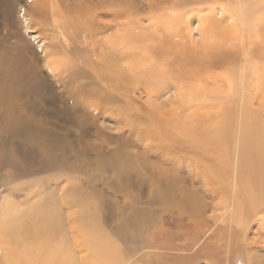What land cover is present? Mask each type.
<instances>
[{"label":"rangeland","instance_id":"rangeland-1","mask_svg":"<svg viewBox=\"0 0 264 264\" xmlns=\"http://www.w3.org/2000/svg\"><path fill=\"white\" fill-rule=\"evenodd\" d=\"M28 1L8 0V5H0V56L15 54L17 49L27 50L26 59L37 62L36 68L41 70L40 81L51 87L48 92L45 86L37 91L40 97L45 96L42 104L51 110L53 107L48 102L53 93L62 92L63 85H54L47 76L46 62H40L39 51L43 39L48 37L47 43L61 44L71 60L79 61L80 58L73 71L82 83L93 81L91 84L94 85L97 81L91 79L90 71L98 72L106 86L112 84L114 89L122 91L120 97L125 118L118 124L113 117L104 120L101 116L98 120L89 113L85 124L50 120L49 125L43 126L52 131V135L38 136L28 130L17 137L0 136V227L7 218V209L11 211V206L25 211L28 205L24 201L31 196L34 200V203L30 202L31 206L35 204L31 207H34V217L31 215L22 226L25 230L20 231L24 234L20 235L22 238L26 235L30 240L38 233L35 227L45 225L42 218L46 217L50 206L46 199L51 194L60 199L61 189L66 190L72 182L86 200H91L93 192L97 191L106 204L120 201L123 212L119 207L113 211L108 206L100 209L95 203L89 211L96 226L107 233L109 240L115 241V251L120 255L116 258L121 259H117V264H176L185 258H188V264H264V214L250 220L248 225L239 223L236 195L232 189L225 191L223 188L235 182L233 151L238 152L246 139L243 137H247L241 136L245 122L250 119L256 130L264 133V11L254 8L256 22L249 23L246 19L243 24L235 10L240 1L245 9L252 7L249 0H44L43 12L37 15H43L46 23L36 24L35 31L23 27L25 22L29 23L22 17L24 10L29 12L31 9ZM260 1L264 2L253 0V5L257 6ZM8 6L10 13L4 17L2 11H7ZM107 40L110 42L106 46L103 43ZM99 56L106 57V62ZM139 61L142 63L138 64ZM123 66L129 69V75L122 71ZM100 68L105 70L101 72ZM242 69L247 71L243 84L239 78ZM116 72L122 73V78ZM240 100L248 103V111L238 104ZM69 105L78 119L84 112L83 107L73 100ZM59 107L64 105H56L55 109ZM43 119L39 117L42 124ZM221 129L223 134H220ZM213 134L218 138L212 139ZM65 138L71 143L68 150L73 153L68 156L72 157L73 170H29L21 179L17 175L12 177L10 172L15 168L7 164L12 149L18 150L17 161L20 162L30 158L36 163L48 158L66 160L64 148L53 145L58 140L64 142ZM37 143L38 148L33 146ZM20 164L27 168L26 164ZM113 165L118 169L124 165L129 173L126 175L122 171L120 174L113 170ZM103 177L108 179L105 185L101 182ZM115 181L124 183L128 194L134 197L133 203L126 196L113 194ZM90 183L92 186L89 187ZM164 188L171 191L175 188L176 193L187 191L192 199L181 197L175 207L171 199L167 203L172 207L162 205L155 192ZM217 189L221 194L225 193L218 195ZM66 195L61 196L64 201ZM130 203L134 207L131 208ZM71 204L67 202L61 214V226L58 224L54 229L58 237L61 236L59 228L69 231L71 225L67 218L79 209L75 207L74 210ZM51 217L48 220L59 223ZM78 223L79 217L74 225ZM43 230L47 234L50 232ZM118 233L123 238L118 237ZM187 246L189 249H185ZM14 251H10L12 256H16ZM6 260L0 246V264H9Z\"/></svg>","mask_w":264,"mask_h":264},{"label":"bare ground","instance_id":"bare-ground-1","mask_svg":"<svg viewBox=\"0 0 264 264\" xmlns=\"http://www.w3.org/2000/svg\"><path fill=\"white\" fill-rule=\"evenodd\" d=\"M2 1L5 3H1ZM7 1L8 0H1L0 5H8ZM28 2L31 6L30 7L31 9L29 12L24 10L25 13H24V16L22 15V17L24 19H26L29 23L25 22V24H24L22 22L24 24L23 27L26 28L27 30L35 29V31H36L37 30L36 24H40V23L45 24L46 23V20L43 18L44 17L43 15L42 16L37 15V13H40L41 11L43 12V6L42 5L45 4V1L44 0H29ZM248 3H251L252 7L245 9L242 1H240L238 4V7L235 10L237 12L238 17L240 18V20L243 24H245L246 19L249 20V23L256 22V18L254 15L255 9H261L262 11H264V2H262V1L258 2L257 6L253 5V0H249ZM54 6H55V4H54ZM9 7L10 6H8L7 11L2 8L3 9L2 14L4 17H5V15L10 13ZM50 7H51V5L49 6V8ZM44 8H46V7H44ZM52 9H54V8H52ZM83 11H85V10H83ZM44 12H45V10H44ZM87 13L89 15L88 10H87ZM50 19H51V17H50ZM89 19H91V18H89ZM62 21H64V20H62ZM74 23H76V20L72 22V24H74ZM82 23H84V22L82 21ZM41 25H43V24H41ZM79 25H80V23H79ZM50 26H52V25H50ZM52 28H55V27L52 26ZM73 30H75V29L73 28ZM22 32H24V31H22ZM6 33H8V32H6ZM44 36H46V35H44ZM77 36L79 37V35H77ZM81 36H84V35H81ZM8 39H9V37H8ZM12 39L13 38H11V40ZM47 39H48V37L47 38L45 37L43 39V42H42L43 45H41V50L39 51V53L42 55L40 57V62L41 61L46 62L44 66H45L46 71L48 73L47 76L51 80H53L54 85H56L58 87H61V85H63V87L60 88L61 89L60 91H62V92L58 95L56 93H53V98L48 102L49 106H52L53 108H50L51 110H49L48 106L46 107L45 104L44 105L42 104L45 100V96L40 97L38 95L37 91L40 88L45 86L46 92H48L51 87H50V85L44 83L42 80L40 81V79L42 77L41 76V70L36 68L37 62H33L32 60L28 61L29 59L28 60L26 59L24 54H26L27 50L25 48L17 49V52L15 54L9 52L10 55L7 57H5L4 54L1 55L0 56V60H1L0 61V82L2 83L3 86H1V88H0V136H3V134H7L9 136H16L17 137V136H20L22 132H24L26 134V131H28V130L35 132L38 136L39 135L41 136L44 134L52 135L53 132L46 129L43 126V125H49L51 123V122H49L50 120H65V121H72V122L78 121L81 124H85L87 121L86 117L88 116L89 113H92L93 119L98 118V120H99V118L102 116L104 118V120H106L108 118L109 119L115 118V120L117 121L118 124H120V121L124 122L123 119L125 118V113L122 112L124 109V104L122 103L123 101L120 97V93H122V91L117 90L116 88L114 89L111 83L110 84H111L112 88H110L111 86L109 87V85L106 86L103 83V81L101 80V75H100V73L98 74V72L91 73V71H90L91 79L93 78L95 81H97L96 83H93L94 85L91 84L93 81L91 83H89L88 81L82 83V80H80L78 77H76V74L73 71L74 68L78 67V63L80 62V58H79V61L71 60L70 59L71 57L66 55V51L63 50V46H61V44H59V43L58 44H56V43L52 44L51 43L49 45L47 43ZM85 39H86V36H85ZM7 40H6V43H8V41H9V40L8 41ZM109 42L110 41L107 40L103 44L107 46V44H109ZM65 45H66V43H65ZM4 48L6 49V45H4ZM141 54L143 55V53H141ZM103 56H99L98 58L100 60L106 62V57H103ZM145 59H147V58H145ZM2 61L5 64H3ZM142 61L141 62L139 61L138 64L139 63L141 64ZM149 61H147V62H149ZM143 62H146V61L144 60ZM134 64H136V62ZM144 65H145V63H144ZM145 66H147V65H145ZM156 66H153V67H156ZM147 68H149V66ZM147 68H145V69H147ZM102 69L105 70V68H102ZM102 69L100 68L99 71H101ZM133 69L136 70V68H133ZM203 69H205V68H203ZM94 71H98V70H94ZM122 71L123 72L126 71V73H127V74L125 73L126 76L130 74L127 72V71H129V69H127L124 66H123ZM142 71H144V70H142ZM142 71H141V73H142ZM146 71L147 70H145V73H146ZM160 72H162V71H160ZM108 73H110V72H108ZM139 73H140V71H139ZM151 73H152V71H151ZM79 74H81V73L79 72ZM102 74L105 77V79H107L106 74H104V72ZM116 74H119L118 76H120V78H122V73L116 72ZM246 74H247V71H245L244 69L239 71V78H240L241 84H243L245 82ZM109 75H111V74H109ZM189 76H191V75H189ZM194 77H196V76H194ZM128 78H130V77H128ZM132 78H133V76H132ZM153 78H155V77H153ZM158 78H160V77H158ZM86 79H85V81H86ZM149 80H150V78H149ZM151 80H153V79H151ZM170 80H171V78H170ZM120 82H123V81H119V83ZM123 83H121V84H123ZM160 83H161V79L157 84L158 87H159ZM169 83H170V81H169ZM98 84L100 86L99 88H97ZM146 84H148V83H146ZM146 84H144V85H146ZM170 84H168V85H170ZM144 85H142V86H144ZM115 86H117V85H115ZM153 86H154V83H153ZM171 86L172 85H170V87ZM92 87H96V88L92 89ZM145 87L148 88L147 85ZM166 88H168V87H166ZM196 89H197V87L195 88V90ZM199 89H201V88H199ZM157 90H158V88H157ZM177 90H178V88L176 89V91ZM146 91H148V90H146ZM149 91H151V90H149ZM152 91H154V90H152ZM197 91H198V89L196 90V92ZM178 93H180V92H178ZM192 93L198 95V93H195V92H192ZM146 94H148V93H146ZM123 95H121V96H123ZM155 96H156V93H155ZM195 97H197V96H195ZM154 98H156V97H154ZM57 99H58L59 103L56 101ZM72 100L74 102L78 101L79 105H81L84 109L83 114L80 115L78 117V119H77L76 112L72 111V107L70 105H69L70 107H68V103ZM193 102H195V101H193ZM60 104L64 105V107H59L60 109H55L56 105L59 106ZM238 104H241L240 106H242L245 110L248 111L249 105L246 101L240 100V102ZM241 111H243V110H241ZM40 116L44 118L42 121L45 120L43 124H42V122H39ZM248 120L251 122L250 119H248ZM93 122H98V121H93ZM250 122H248V121L245 122V125L243 126V133L241 134V136L243 137V136L247 135V137H243L246 139L242 142V147L240 148L239 146H236V147H239L238 152H237V150L235 152L233 151L234 163H235V169H236V170L235 169L234 170L237 173V174H235L236 177L234 178L235 182H233V184L226 185L227 187L222 186L225 191H227V189H232L234 191L236 198H237L236 201L234 200L235 205L237 207V213H238V214H236L237 219H238L239 223H243L244 225H248V222L250 220H252L254 218L257 219L258 216H262V214H264V133L261 130L257 131L256 125H252V123H250ZM222 129H221L220 134L222 133ZM129 132H131V130H129ZM250 134H256V135H250ZM213 135L211 137L212 139L218 138V137H215L216 135H214V137H213ZM248 135H250V136H248ZM217 136L221 137V135H219V133L217 134ZM241 136H239V137H241ZM24 137H26V136H24ZM223 139H224V135H223ZM237 142H239V138H238ZM38 145L39 144L37 143L33 146L38 148ZM53 145H55V148H64L66 160L58 159V158H53V159L48 158L44 162L36 163L35 161H32V158H30L26 162H20V160L17 161L18 150L16 152L15 150L12 149L11 154L7 157V164L9 166L13 165L15 168V170H13V172H10L12 177L15 178V175H17V178L21 179L23 177L22 175L26 174L29 170H32L34 172H38L41 170H47V169H53V171L57 170V169L73 170L72 161H71L72 157L68 156L72 152L70 149L68 150V146L71 145V143L69 144L67 139L65 138L64 142L62 140H58V141L54 142ZM13 147H14V145H13ZM168 148L169 149H167V150L169 151L170 147H168ZM234 149H235V147H234ZM180 151H184V150H180ZM22 156H23V151H22ZM218 159H219V157H218ZM20 163L26 164L27 168L23 167ZM87 165H92V163L87 162ZM113 166H114L113 170H117L120 174L122 173V171L126 175H127V173H129L128 169H126L124 165L120 166L121 168H119V169L116 165H113ZM227 167H228V165H227ZM198 170H199V168H198ZM31 176H34V175L31 174ZM233 176H234V174H233ZM203 179H204V177H203ZM92 180H94V179H92ZM205 180H206V178H205ZM205 180H204V182H205ZM107 181H108V179L104 178L101 182L103 183V185H105V184H107ZM115 183H114L115 185H113V188H114L113 194H118L120 196L123 195L124 197L126 196V197L130 198V199H128L129 201L132 199L133 201H131V203H133L134 197L128 194L127 190L125 189L124 183H120L118 181H115ZM200 183H203V182H200ZM62 184H60V185H62ZM90 186H92V183L89 184V187ZM161 186H164V184H161ZM170 186L173 187V185H170ZM58 189H59V187H58ZM62 190H64V188L61 189V194L59 195L60 199L59 198L57 199L55 197L56 195L54 196L52 194L50 195V197H48L46 199V201H50V206H48V209H47L48 213L47 214L45 213L46 217L42 218L43 219L42 223H44L45 225L43 227H40V225H39V227H35L36 231H38V233L36 232L35 234H33V236L30 238V240H29V237L26 239V235H25V237L22 238V236H20V235H24V234H20V231L25 230L24 228H22V226H25L26 220H29L31 215H33V217H34V214H33L34 210L33 209L35 207V204H33L34 207L31 208L33 206V205L31 206V204L34 203V202H32L33 198L31 196H29L28 199L26 201H24V203L28 205V208L25 211L17 209V208L13 209V207H11V206H10L11 211L9 209H7V214H5L7 216V218L4 219L5 223L2 222V225L0 227V241H1L0 246L3 249V251H5V258L7 259L6 260L7 263H9V264H117V262H118L117 259H119V258H116V256H120V255H117L118 254L117 250L115 251V243H114L115 241L109 240V238L107 237V233L106 234H105V232L103 233L96 226V222L94 221L95 218L94 219H92L93 217L91 218L92 215H91V213H89V211H90V209L92 210V208L94 207V203H95L97 205V207L100 209L103 206L105 207V209H107L106 206H108L109 210L113 211V209L115 207H119V208H122V209H120V212H123V207H120V205H119L120 201L119 202L117 201V203H114L113 205L106 204V203H104V198H102L103 196L97 191L93 192L92 197L90 196L91 200H89L90 198L88 200H86L87 198L82 197L83 195L81 196L80 188H78L72 182H71V185L69 186V188L64 190V192ZM176 191L177 190L175 188L173 189V191H171L169 189L166 190V188H164V189H162V191H157L155 193L158 196L157 199L161 201L160 203L162 205L166 204L168 207H172L167 203V200H169V199L174 200V203H173L174 207H175V204H176V206L179 204V202L177 200L181 197H183V198L187 197L188 199H192V197L188 195L187 191L186 192L185 191H178L177 193H176ZM225 191H223V194L225 193ZM50 193H51V191H50ZM63 193H67V195H66L67 199L65 201H64V198L61 197ZM217 193H218V195H221V196L223 195V194H221L219 189H217ZM227 193H226V195H227ZM214 194H216V193H214ZM152 196H154V194H152ZM230 197H231V195H230ZM52 199H54V200H52ZM76 199H79L80 202H77ZM150 199H151V197H150ZM97 200H98V202H97ZM122 200H124V199H122ZM30 202H32V203H30ZM43 202H45V201H43ZM67 202L69 204L72 203L71 207L72 208L74 207V210H75V207L79 208V209L75 210L76 213L70 214L67 218V220H68L67 223L69 225H71L69 227V231H68L70 233H68L66 230H63L62 228H59L58 230L61 232V236H59L60 237L59 238L58 235L55 234L54 229H57L56 227L58 226V224H59V226H61V224H60L61 223L60 220L62 218L61 214L63 215V212H64L63 209H64L65 205L67 206ZM126 202H128V201H126ZM131 203H130V206L132 208L133 205ZM86 206H87V209H86ZM50 207L52 209V212L55 215L51 212ZM75 211H73V212H75ZM44 212H46V211H44ZM196 212L199 214L198 208L196 209ZM11 213H12V215H11V217H9V215ZM36 213H37V211H36ZM39 213H37V214H39ZM43 215H42V217H43ZM228 215H229V213H228ZM51 216L54 217L55 220L56 219L59 220V223H58V221L52 222L51 221L52 219L48 220V218H50ZM76 216L79 217V223L77 224V226L74 225L76 223V219H77ZM31 220L32 219H30V221ZM263 220H264V216L262 217V221ZM32 221H31V223H32ZM43 229H46L50 232L47 234V232ZM42 230L45 231V233ZM231 233H232V231H231ZM26 234H27V232H26ZM27 235H30V234H27ZM11 236H13V237L11 238ZM119 236H120V238H123L121 233H118V237ZM32 238H34V239H32ZM132 244H133V242H132ZM189 246H194V244L193 245L190 244ZM12 247L15 248L16 250L14 251ZM144 248L145 247L141 248V250H143ZM18 249H20V250H18ZM185 249H189V247L187 246V247H185ZM11 250L16 252L15 253L16 256L14 255V253H13L14 256L11 255L12 254V253H10ZM129 254L131 255V250H130ZM119 260H121V259H119ZM122 260H124V259H122ZM180 262L181 263H178V262L177 263L178 264H188L189 263L188 258H185V261H180ZM121 264H122V262H121Z\"/></svg>","mask_w":264,"mask_h":264}]
</instances>
